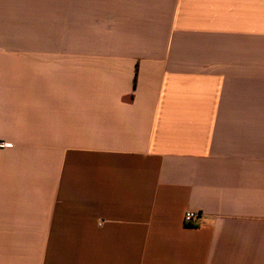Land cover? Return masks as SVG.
Returning <instances> with one entry per match:
<instances>
[{
  "label": "crops",
  "instance_id": "obj_1",
  "mask_svg": "<svg viewBox=\"0 0 264 264\" xmlns=\"http://www.w3.org/2000/svg\"><path fill=\"white\" fill-rule=\"evenodd\" d=\"M0 143V264H264V0H0Z\"/></svg>",
  "mask_w": 264,
  "mask_h": 264
},
{
  "label": "built area",
  "instance_id": "obj_2",
  "mask_svg": "<svg viewBox=\"0 0 264 264\" xmlns=\"http://www.w3.org/2000/svg\"><path fill=\"white\" fill-rule=\"evenodd\" d=\"M4 143H0V147L4 146ZM202 220V214L200 212H187L184 215V223L188 227L198 226Z\"/></svg>",
  "mask_w": 264,
  "mask_h": 264
}]
</instances>
